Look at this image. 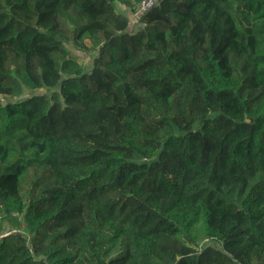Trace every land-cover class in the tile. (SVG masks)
<instances>
[{"label": "trees", "instance_id": "obj_1", "mask_svg": "<svg viewBox=\"0 0 264 264\" xmlns=\"http://www.w3.org/2000/svg\"><path fill=\"white\" fill-rule=\"evenodd\" d=\"M139 1L0 0V264H264V0Z\"/></svg>", "mask_w": 264, "mask_h": 264}, {"label": "rangeland", "instance_id": "obj_2", "mask_svg": "<svg viewBox=\"0 0 264 264\" xmlns=\"http://www.w3.org/2000/svg\"><path fill=\"white\" fill-rule=\"evenodd\" d=\"M116 9L122 12H127L130 15L129 10L123 4H118L116 6ZM130 20H131L130 29L132 31H135L144 26L142 23H140L139 17L137 19L131 18ZM86 43H87L86 46H77L75 43L71 42V43H68V47L71 50L72 56L76 57V59L84 66L85 70L90 71L93 66L94 57L97 55V50L93 49V47L91 46V42L89 40H87ZM41 91H42L41 89L38 90V92H41ZM28 95L30 94H25L24 96H20V97L7 98L0 94V101L4 102L7 100H16V99L21 100L23 97H26ZM32 176H33V173H31V175L27 178V181L25 183L26 186L29 185L31 181L30 178H32ZM16 217H18L19 220L22 221L21 216L16 215ZM9 222L10 221H5L3 223V230L0 233V239L10 230L13 232H17V233H23L29 237L28 230L27 228L24 227V224H22L20 227H17V226L11 225Z\"/></svg>", "mask_w": 264, "mask_h": 264}, {"label": "built area", "instance_id": "obj_3", "mask_svg": "<svg viewBox=\"0 0 264 264\" xmlns=\"http://www.w3.org/2000/svg\"><path fill=\"white\" fill-rule=\"evenodd\" d=\"M161 0H140L136 9L133 11L131 18L137 19L143 14L147 13L150 10H153Z\"/></svg>", "mask_w": 264, "mask_h": 264}, {"label": "crops", "instance_id": "obj_4", "mask_svg": "<svg viewBox=\"0 0 264 264\" xmlns=\"http://www.w3.org/2000/svg\"><path fill=\"white\" fill-rule=\"evenodd\" d=\"M135 19V18H134ZM130 24H131V21H130Z\"/></svg>", "mask_w": 264, "mask_h": 264}]
</instances>
